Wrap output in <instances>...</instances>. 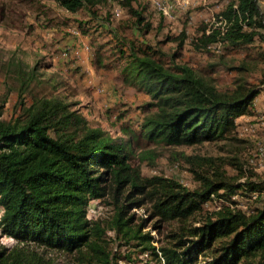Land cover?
<instances>
[{
	"label": "trees",
	"instance_id": "obj_1",
	"mask_svg": "<svg viewBox=\"0 0 264 264\" xmlns=\"http://www.w3.org/2000/svg\"><path fill=\"white\" fill-rule=\"evenodd\" d=\"M56 1L71 11L109 2ZM118 1L143 35L153 29L147 5ZM220 15L227 20L224 32L213 29L208 33L205 26L197 38L198 48L220 44L238 50L264 43V14L258 0H230ZM124 42L120 48L126 61L124 81L151 98L142 106L146 114L140 129L123 127L127 139L91 125L78 109L63 101L35 98L25 107V116L13 120L1 118L4 105L0 104L2 233L26 245L73 253L91 264H118L105 238L109 228L121 233L128 245L159 256L154 236L144 231L146 219L135 222V214H130L148 198L153 215L177 224L171 233L173 245L159 248L167 264H197L201 253L206 256L201 264H253V259L264 258V195L254 199L258 205L250 211L239 208L232 198L236 192L250 197L254 191H264V182L231 181L217 165L210 176L194 170L201 184L189 189L172 178L146 176L131 162L136 149L142 148L139 135L170 146L236 139L238 118L251 113L261 87L239 76L232 90H221L212 78L188 65L164 62L155 46L126 41L129 49L123 50ZM183 45L182 38L179 48ZM236 67L239 72L247 70L243 62ZM37 68L21 65L14 70L20 77L21 93L28 89ZM106 198L113 199L115 214L103 226L88 217V206L93 199ZM214 200L222 203L203 219L197 218L205 204ZM20 252L0 245V264H31Z\"/></svg>",
	"mask_w": 264,
	"mask_h": 264
},
{
	"label": "rangeland",
	"instance_id": "obj_2",
	"mask_svg": "<svg viewBox=\"0 0 264 264\" xmlns=\"http://www.w3.org/2000/svg\"><path fill=\"white\" fill-rule=\"evenodd\" d=\"M172 5V16L157 13L150 0H137L147 5V19L153 29L143 35L118 0H109L95 7L83 6L74 11L56 0H0V104L4 120L25 116V107L35 98H51L78 109L93 126H99L113 136L128 138L123 127L138 131L145 112L143 105L150 96L138 86L124 81L125 65L120 48L126 41L146 43L158 48L167 64L188 65L212 78L221 90H232L239 76L259 85L261 92L252 111L238 118L236 139L205 141L196 145H165L137 136L141 149H136L131 162L139 165L146 176L162 175L177 180L189 189L198 188L200 181L194 170L208 176L219 165L227 179L243 182L245 179L264 182V43L231 50L221 47L200 49L197 38L205 26H213L214 19L230 0H162ZM264 14V0H258ZM153 4V5H152ZM156 10H154V9ZM95 11L96 14H93ZM159 12V11H158ZM264 32V28L262 29ZM184 45L179 48L180 39ZM179 52L171 59V55ZM14 64L11 67V62ZM244 63L247 70L239 72L236 66ZM30 69L37 65L35 77L21 93L20 77L14 70ZM23 102L24 105H23ZM135 146L136 145L135 143ZM144 157V159H141ZM200 158H213L214 163ZM140 198V197H139ZM233 198V197H232ZM234 199V198H233ZM237 206L250 211L258 205L245 194L237 197ZM113 199H93L88 206V217L103 226L115 214ZM222 201L205 204L197 214L203 219L216 210ZM151 201L146 198L134 206L135 222L145 220V232L154 236L153 245L159 256L141 247L128 245L121 233L107 229L105 238L118 259V264H167L159 248L172 246L171 233L177 230L175 222H164L153 215ZM3 207L0 205V216ZM157 223V226H155ZM195 224H199L198 222ZM0 245L18 248L31 264H91L78 256L55 248L19 243L5 235L0 228ZM201 264L206 256H198ZM253 264H264V258L253 259Z\"/></svg>",
	"mask_w": 264,
	"mask_h": 264
},
{
	"label": "built area",
	"instance_id": "obj_3",
	"mask_svg": "<svg viewBox=\"0 0 264 264\" xmlns=\"http://www.w3.org/2000/svg\"><path fill=\"white\" fill-rule=\"evenodd\" d=\"M152 1V3L155 5V7L157 8V10L165 17H171L172 16V5L171 4H165V2H163L162 0H150ZM213 26H208L207 28V32L209 33L210 31H212L213 29H218L221 30L222 32H224L225 26L227 24V20L226 18L223 17V15H220L217 17V19H214V21L212 22ZM209 48H213L216 50H220V44H215V45H209ZM264 144V143H263ZM262 150H264V145L261 146ZM260 194L264 195V191H254L250 194V198L255 199L257 198V196H259ZM240 196V192H236L235 194L232 195V197L234 199H237V197ZM237 201V200H236ZM233 206V205H231Z\"/></svg>",
	"mask_w": 264,
	"mask_h": 264
},
{
	"label": "crops",
	"instance_id": "obj_4",
	"mask_svg": "<svg viewBox=\"0 0 264 264\" xmlns=\"http://www.w3.org/2000/svg\"><path fill=\"white\" fill-rule=\"evenodd\" d=\"M153 5V4H152ZM154 9V8H153ZM155 10V9H154ZM156 11V10H155ZM157 13H159L160 14V12H158V10L156 11Z\"/></svg>",
	"mask_w": 264,
	"mask_h": 264
}]
</instances>
